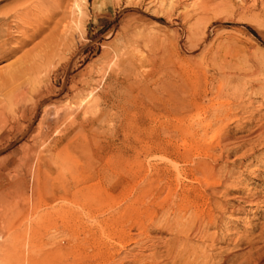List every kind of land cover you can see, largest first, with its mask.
<instances>
[{
    "label": "rangeland",
    "instance_id": "rangeland-1",
    "mask_svg": "<svg viewBox=\"0 0 264 264\" xmlns=\"http://www.w3.org/2000/svg\"><path fill=\"white\" fill-rule=\"evenodd\" d=\"M161 1L87 0L79 15L71 0H0L16 50L0 89L10 72H50L24 116L0 105V264H166L176 222L178 249L201 257L264 247V0H179L184 18ZM78 92L99 111H68Z\"/></svg>",
    "mask_w": 264,
    "mask_h": 264
},
{
    "label": "bare ground",
    "instance_id": "bare-ground-1",
    "mask_svg": "<svg viewBox=\"0 0 264 264\" xmlns=\"http://www.w3.org/2000/svg\"><path fill=\"white\" fill-rule=\"evenodd\" d=\"M61 1L62 0H43L44 3L57 2V4L59 6H60V3L59 2H61ZM71 1L73 2V4H72L73 5L72 11L75 14L77 13L79 15H82V13H83V6L85 4H87V0H71ZM129 1H131V0H127V2H129ZM239 1L245 3L247 0H239ZM179 5H180L179 0H162L161 3H160V6L164 7V11L167 13V17H170V14L172 12H178L177 14L179 16H183L181 18H184L185 16H187L186 15L187 10H185L186 8H184V9H182L180 11L179 10V8H180ZM201 7L203 9L206 8L205 0H201ZM50 19H48V20H50ZM4 22L5 21H2L1 22V23H3V26L0 29V60L9 58V57L12 56L13 53L16 52V50L11 47V44L13 43L12 41L14 40V38H13V32L11 31V29H12L11 23L8 22V21L6 23H4ZM23 43H25V41H21L20 40V44H23ZM175 48H176V46H175ZM170 52H172V51H170ZM172 54H173V57L172 58H169V59H172V61H171V63H172L171 66L172 67L170 69V72L173 75H177L178 76V74L181 71V67H182L181 64H180V61H179V52L176 51L175 53H171V55ZM48 72H49V70H47V68H46V69H44V70H42L40 72H39V70L38 71L29 70L27 72L26 71L25 72L18 71L16 73H11V72H10V74L8 73L9 76L7 77V81L4 82V84H2L3 86H1V89H0V98H3V99L0 100V105L6 99L12 100L14 102V104H15L14 106H15V110L17 111V114H22V112H21L22 111V108H21L22 107V104H25V102H27L28 100H31L34 97V95H37V91L39 90L38 87H36V86H38L40 84V78L39 77L38 78H34L33 76H35V75L36 76L37 75L39 76L42 73L48 74ZM163 89H164V87H163ZM182 89H184V88H183V85L181 83L176 82V81H174V82L172 81L170 83V85L168 86V90H170V92L169 91H167V92L170 93V94H172V93H176L175 91L182 90ZM90 95H92V94H90ZM90 95H88L87 97H85L83 93H79L78 92V94L74 95V97L72 99H67L66 104L64 106L67 108L68 111L70 109H72V107L74 105H77L80 108L82 106H85L84 107L85 110H84L83 114L81 115V117H79L81 119H84L85 116H87L88 114L99 111V107H98V103H96V99H94L91 102L89 101V96ZM67 98H69V97H67ZM177 101H178V103L176 104V110L178 111V113H180L181 110L185 107L184 105H185L186 100H185L184 97H182V98H180ZM86 104H88V105L86 106ZM62 105H60L61 108H62ZM24 112H25V109L23 111L22 116H24V114H25ZM17 114H16V116H17ZM8 118L9 117H7V113L5 112V109L3 107H0V124H3L5 122H7ZM20 119H21V117H20ZM218 119L219 118H216V120H218ZM209 130H210V125H206V126H204L202 128V131L204 132V134L208 133ZM206 170H207V168H206ZM206 170L204 169V171H206ZM208 172L209 171H207L206 174ZM214 178L215 179H218L219 178V174H216L215 173L214 174ZM140 180H142V179H140ZM150 193H151V187L150 186H146V187L142 188L141 191H139V193L136 196V199L138 201H143V199H148V196H149ZM88 197H90L92 199V195L91 196H88ZM190 204L192 206H188V207H193L194 205H196L195 203H190ZM174 205H175L174 201H168V203L166 204V208H165L166 210H163L164 213H166L167 211L168 212L172 211ZM211 215H213L212 212H209L207 214V218H205V217L202 218V219L201 218L200 219H197L196 218L197 220L190 221V223H191L190 225L188 223L187 224L189 226L192 225L191 228H193V230H195L196 229V225H198V224H200L202 222H205V221L206 222H209L210 220H212ZM142 216L140 218H142ZM152 217H150V218H152ZM150 218H149V216L147 217V215H145V217H143V219H140V222H138L139 223V227H140V233H139V235H143V234L146 235V234L149 233L151 227L148 226L147 222H148V220H150ZM137 219H139V218H137ZM151 223H150V226H152ZM167 223L169 225V221H167ZM170 227L172 228V233L174 234V236H173L174 246L172 244L173 247L170 246V249H168L166 251V256H164V257H166V259H165L166 262H167L166 264H200V263L203 262V260L205 261L204 262L205 264H263L264 263V247L257 248L253 244H251V247L249 246L250 247V251H249L250 253H249L248 257L246 258L244 256L245 259L243 260V262H240V263H234L232 260H230V258L232 257L231 255L223 256L222 254H219L218 253L215 256L214 255H211V257L210 256L208 257V256H204V255L201 254L203 256V257H201V256H198L195 253L196 250H194V252H190L191 250L189 252L187 250L186 251H182V250L178 249V245H179V243L182 240H186L185 239L186 237L184 238V236H185L184 233L187 230H189V227L187 225L180 224V222H176L174 224V226H170ZM159 259L160 258L153 257L152 258V261H151V264H160V263L157 262V261H159ZM216 259L218 260L217 263L212 262L213 260L215 261Z\"/></svg>",
    "mask_w": 264,
    "mask_h": 264
}]
</instances>
